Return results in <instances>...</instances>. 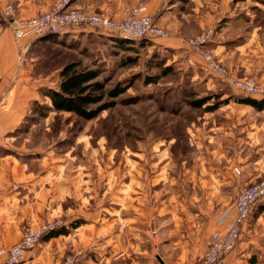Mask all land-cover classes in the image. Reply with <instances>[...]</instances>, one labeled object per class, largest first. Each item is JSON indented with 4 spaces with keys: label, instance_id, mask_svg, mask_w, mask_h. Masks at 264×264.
Wrapping results in <instances>:
<instances>
[{
    "label": "rangeland",
    "instance_id": "374dc122",
    "mask_svg": "<svg viewBox=\"0 0 264 264\" xmlns=\"http://www.w3.org/2000/svg\"><path fill=\"white\" fill-rule=\"evenodd\" d=\"M176 2L190 7L189 0H163L153 14H164ZM215 2L220 0L208 1L202 11L190 8L192 19L179 30L167 27L170 34L179 31L188 38L209 32L205 47L210 50L226 18L217 20ZM234 3L241 26L264 27V0ZM199 14L203 19H195ZM0 23L8 25L3 18ZM16 42L14 63L1 79L8 92L27 85L36 96L28 100L18 128L3 140L8 146L0 147V153L11 154L14 169L2 245L11 246L41 223L58 221L67 232L45 233L33 247L49 246L41 264L69 258L73 264H130L133 258L140 264L151 259L196 264L238 188L251 184L248 163L264 158L261 150L244 149L247 142L231 132L232 102L247 95L213 75L185 42L130 40L92 26L69 28L42 42L28 40L23 51ZM69 62L97 69L106 91L121 89L105 95L113 105L92 119L51 108L43 91L58 87L60 70ZM251 75L258 76H243ZM16 89L8 94L18 96ZM203 97V105H193ZM3 98L0 110H11L14 103ZM252 112L264 118V108L253 106ZM256 127L262 128L254 141L261 143L264 126ZM119 251H127L129 260L106 259ZM228 256L227 264H264V199L255 203Z\"/></svg>",
    "mask_w": 264,
    "mask_h": 264
},
{
    "label": "crops",
    "instance_id": "0c3cea01",
    "mask_svg": "<svg viewBox=\"0 0 264 264\" xmlns=\"http://www.w3.org/2000/svg\"><path fill=\"white\" fill-rule=\"evenodd\" d=\"M56 1L57 0H0V11L6 4L11 3L16 7L19 15L32 16L46 11ZM162 1L163 0H72L71 4H73V6H81L120 17L125 15V13L132 6H135L139 3H143L148 11L154 13L159 8ZM208 1L213 0H189L187 5H190V7H188V9H182L183 5H179L178 2L174 4L170 3L169 6L164 10L166 14L164 13L159 16H155L156 21L160 25L166 28L168 27L169 29H182V26H185L186 22L192 19L189 17L190 14H192L191 9L202 11L205 4L207 5ZM215 4L220 11L219 13H221L217 20H220L223 17L226 18L222 19L224 20L221 23L222 26L219 27V30L215 32L214 41L210 48L224 64H226L235 72V74L239 76L246 74H257L260 80L264 82V27L258 26L257 23H249L246 25V27L241 26V24L238 22V19H235L236 15H234V13H236L237 7L239 8V5L235 4L233 0H220V2H215ZM197 18L203 19V16L199 14L195 17V19ZM207 20L208 18H206V21ZM173 33L175 34H171V36L163 38L168 43L176 46H183L182 44L184 42V38L182 37V33L179 31H173ZM209 44L210 43H208V45ZM16 53L17 42L13 35L12 29L7 24L3 25L0 23V95L2 94L4 97L3 102L9 100L10 103H14V105H12L10 108L11 110H0V147L1 145L8 146L3 140L8 136V133H11L16 128H18L24 117V111L28 100L36 96L35 91L27 85L18 87L15 86L10 90V92H8V87H6L5 82L6 80L1 79L2 75H7L10 71V68L14 63ZM16 88H18V93L20 94L15 97L10 96L8 93L12 94V92H16ZM232 104H234L232 105L233 110L231 113H228V116H231L232 118L231 132L233 135H237L240 141L244 140L247 142L246 145L242 144L244 149L261 150L258 155L264 157V139L261 143L254 141L256 134H259L262 128L256 126L258 123L263 124L264 126V118L261 117L258 119L252 115L254 110L252 112L253 106L251 104L242 101L232 102ZM248 143L251 146H248ZM10 156L11 154L9 153H0V249L2 247H8L7 245H2V236L6 232V228L3 226L1 221L7 220L9 218L8 215L10 214L8 209L11 199L7 198L10 194L9 184L11 182V175H14L12 159ZM246 163L247 162L243 163L241 166V169L243 168L244 171ZM248 164L252 165H250V167L247 165L246 178L251 181V183H253L254 181L260 179L262 177L261 175H263L262 172L264 171V158L261 160L253 158ZM222 213L224 214V211ZM222 213H219V215ZM220 220V224L217 227L224 225L223 216ZM246 223L247 221L244 223L243 227ZM48 247V245H39L30 249L27 252L26 259L19 264H41L45 261L42 253L47 251ZM155 255L157 256L158 254ZM130 257L131 255L128 254L127 251H119L115 256H107L106 259L108 261H118L121 258L129 260ZM229 257L230 256H228V258ZM129 261H131L130 264H140L135 260V258ZM0 264H7L5 262V257L1 254ZM124 264H126V262ZM146 264H156V260L151 259ZM157 264H167V262L160 260V262Z\"/></svg>",
    "mask_w": 264,
    "mask_h": 264
},
{
    "label": "built area",
    "instance_id": "2783aa9c",
    "mask_svg": "<svg viewBox=\"0 0 264 264\" xmlns=\"http://www.w3.org/2000/svg\"><path fill=\"white\" fill-rule=\"evenodd\" d=\"M0 12L12 29L22 51L28 40L36 39L46 33H62L69 28L80 26H92L101 31L109 30L134 39L171 36L170 31L157 23L155 15L148 11L143 3L132 6L120 17L73 6L69 0H57L46 11L32 16L19 15L16 7L11 3L2 7ZM209 40L210 33L206 31L183 39L188 46L202 55L207 69L231 88L252 97H264V82L256 75L239 76L232 72L212 51L206 49L205 45ZM234 170L240 171L237 166ZM262 198H264V176L239 188L233 203L224 211V225L212 232L207 249L196 264H224L228 255L236 248L242 227L249 218L252 207ZM59 225L58 221H48L41 223L37 228L27 229L19 241L11 246L2 247L0 254L5 257L7 264L21 263L26 259L27 252L40 241L41 237L57 229ZM63 264H73V258H69Z\"/></svg>",
    "mask_w": 264,
    "mask_h": 264
},
{
    "label": "trees",
    "instance_id": "16d2710c",
    "mask_svg": "<svg viewBox=\"0 0 264 264\" xmlns=\"http://www.w3.org/2000/svg\"><path fill=\"white\" fill-rule=\"evenodd\" d=\"M2 18L1 16L0 19ZM57 33L59 32L46 33L37 37L35 40L42 42V39L49 38ZM125 38L130 40L134 39L126 36ZM60 76L61 80L58 87H48L43 91V94L50 98V107L54 110L72 112L83 119H92L102 110L113 105L112 101H104L105 95L109 94L110 96H115L121 90L117 88L112 91H106L104 83L98 79L99 71L97 69L79 68L76 62L65 64L60 70ZM240 100L251 104L257 109L264 108V97L256 98L247 95ZM206 101L207 98L203 97L193 101V105L201 106ZM43 108L45 109L40 111L41 114H45V110H47V107ZM65 232H67V230L62 227L47 232L46 236H51L53 234L58 235Z\"/></svg>",
    "mask_w": 264,
    "mask_h": 264
},
{
    "label": "water",
    "instance_id": "95a60500",
    "mask_svg": "<svg viewBox=\"0 0 264 264\" xmlns=\"http://www.w3.org/2000/svg\"><path fill=\"white\" fill-rule=\"evenodd\" d=\"M157 257H158L159 259H161L160 255H157Z\"/></svg>",
    "mask_w": 264,
    "mask_h": 264
}]
</instances>
